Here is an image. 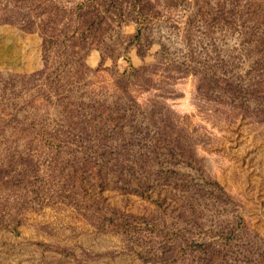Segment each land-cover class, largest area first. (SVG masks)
Instances as JSON below:
<instances>
[{
  "label": "rangeland",
  "instance_id": "374dc122",
  "mask_svg": "<svg viewBox=\"0 0 264 264\" xmlns=\"http://www.w3.org/2000/svg\"><path fill=\"white\" fill-rule=\"evenodd\" d=\"M0 264H264V0H0Z\"/></svg>",
  "mask_w": 264,
  "mask_h": 264
}]
</instances>
